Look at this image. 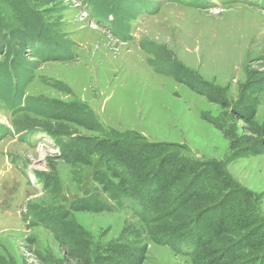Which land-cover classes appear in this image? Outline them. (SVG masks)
Here are the masks:
<instances>
[{"label":"rangeland","instance_id":"374dc122","mask_svg":"<svg viewBox=\"0 0 264 264\" xmlns=\"http://www.w3.org/2000/svg\"><path fill=\"white\" fill-rule=\"evenodd\" d=\"M28 2L23 25L0 0V61L16 41L8 33L28 34L40 18L39 37L51 32L72 59L36 63L32 53L22 54L34 65L23 87V104L32 109L14 112L0 96V264H93L119 244H147L141 264H191L151 241L140 214L109 196L95 179L106 168L100 158L88 166L65 155L74 142L84 147V138L128 132L170 145L179 160L214 165L209 186L219 166L238 200L253 208V223L235 235L237 244L249 234H258L252 242L263 240L264 0H145L152 10L128 19L132 36L125 41L111 14L99 22L83 0ZM9 72L17 78L14 67ZM46 100L79 111L56 120ZM69 132L76 140L62 135ZM81 200L111 209L71 207ZM188 211L164 222L176 224ZM241 251L264 252V242Z\"/></svg>","mask_w":264,"mask_h":264},{"label":"trees","instance_id":"16d2710c","mask_svg":"<svg viewBox=\"0 0 264 264\" xmlns=\"http://www.w3.org/2000/svg\"><path fill=\"white\" fill-rule=\"evenodd\" d=\"M3 1L17 11V19L23 25L27 24L28 0ZM83 1L88 5L92 17L99 22L106 20L109 14L113 15L114 25L119 30L117 36L124 41L129 38L128 19L136 18V13L142 6L152 10L145 0ZM134 8L136 12L130 14ZM41 25L40 18L30 24L28 34L23 35L18 30L16 34L8 31V37L16 41L7 47V50H11L9 58H6L5 54V60L0 61V96L10 104L14 112L25 107L31 108L32 105L23 104V87L32 78L31 69L34 67L23 57L24 54L27 57L29 54L26 53H32L31 57L36 58V63L39 60L46 62L61 57L72 59L66 44L62 43L63 46L59 47L51 32V37H39ZM53 46L60 50L62 55H58L55 49L51 50ZM72 55L75 58L73 51ZM13 67L17 78H10L9 69ZM182 72L179 70L180 74ZM46 101L51 105V110L55 111L53 118L56 120H70L79 111L77 106L64 110L65 107L60 104ZM4 131L5 127L0 125V136ZM62 135L66 136V140L74 139L71 132ZM142 140L136 135L131 136L130 132L116 139L108 136L84 138V147L81 142H74L65 151V155L88 166L92 164L93 157L100 158L106 168L97 172L95 179L109 196L119 202L128 203L134 212L140 214L148 228L151 241L170 245L177 254L189 256L191 264H264L263 251L249 256L240 255L244 247L263 243L264 234H261V241L252 242L258 234H249L245 238L246 241L244 239L243 243L237 244L235 235L253 223L249 217L252 216L250 213L253 208L244 205V200H238V191L233 189L228 177H222L219 166L214 167L217 175L212 176L215 181L209 186V173L214 165L206 168L207 162H195L188 158L179 160V154L172 150L170 145ZM178 183H182V187L172 196H167ZM74 206H78V209H111L109 204L98 200H81L79 204L71 205ZM186 207H189L190 211L183 220L181 218L176 224L164 222ZM224 239H227L226 243L220 244ZM146 251L147 244L132 247L112 245L104 252L103 257H98L93 264H141Z\"/></svg>","mask_w":264,"mask_h":264}]
</instances>
